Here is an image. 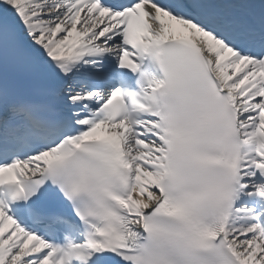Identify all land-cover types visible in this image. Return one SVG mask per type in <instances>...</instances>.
Wrapping results in <instances>:
<instances>
[{"label":"snow or ice","instance_id":"snow-or-ice-1","mask_svg":"<svg viewBox=\"0 0 264 264\" xmlns=\"http://www.w3.org/2000/svg\"><path fill=\"white\" fill-rule=\"evenodd\" d=\"M93 162L124 191L86 224ZM4 185L0 264H264V0H0Z\"/></svg>","mask_w":264,"mask_h":264},{"label":"clouds","instance_id":"clouds-1","mask_svg":"<svg viewBox=\"0 0 264 264\" xmlns=\"http://www.w3.org/2000/svg\"><path fill=\"white\" fill-rule=\"evenodd\" d=\"M97 146H87L83 150H76L68 162L70 173H75L81 162H90L91 151H100ZM96 169L90 176L87 185H79L78 191H65V196L74 204L84 223H93L114 208L113 196L122 194L124 185L121 178L122 169L105 168L98 162H93ZM63 190V189H62Z\"/></svg>","mask_w":264,"mask_h":264}]
</instances>
